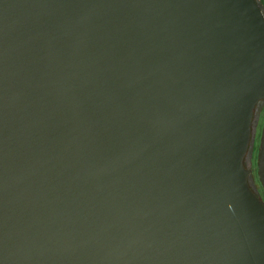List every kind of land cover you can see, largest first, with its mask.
Listing matches in <instances>:
<instances>
[{"label": "water", "instance_id": "1", "mask_svg": "<svg viewBox=\"0 0 264 264\" xmlns=\"http://www.w3.org/2000/svg\"><path fill=\"white\" fill-rule=\"evenodd\" d=\"M261 100L254 0H0V264H264Z\"/></svg>", "mask_w": 264, "mask_h": 264}, {"label": "flooded vegetation", "instance_id": "2", "mask_svg": "<svg viewBox=\"0 0 264 264\" xmlns=\"http://www.w3.org/2000/svg\"><path fill=\"white\" fill-rule=\"evenodd\" d=\"M260 12L264 16V0H254ZM264 134V100L256 104L252 112L250 123L249 142L247 152L243 158V167L249 171L247 179L251 192L262 202H264V187L258 177V157L262 136Z\"/></svg>", "mask_w": 264, "mask_h": 264}]
</instances>
